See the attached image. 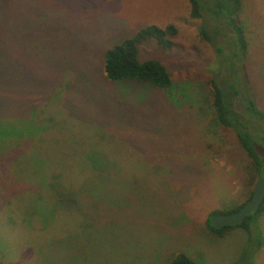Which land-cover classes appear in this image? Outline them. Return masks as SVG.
<instances>
[{
    "label": "rangeland",
    "instance_id": "1",
    "mask_svg": "<svg viewBox=\"0 0 264 264\" xmlns=\"http://www.w3.org/2000/svg\"><path fill=\"white\" fill-rule=\"evenodd\" d=\"M209 2L213 39L233 22ZM243 3L244 59L234 36L218 46L201 36L190 0H0V264H46L47 245L51 264H171L179 252L198 264H264V212L251 233L207 225L255 185L209 104L210 79L242 82L238 69L264 111V0ZM153 24L178 28L170 49L140 47L166 65L170 89L109 79L106 50ZM83 182L79 214L66 208L76 197L60 194Z\"/></svg>",
    "mask_w": 264,
    "mask_h": 264
},
{
    "label": "trees",
    "instance_id": "2",
    "mask_svg": "<svg viewBox=\"0 0 264 264\" xmlns=\"http://www.w3.org/2000/svg\"><path fill=\"white\" fill-rule=\"evenodd\" d=\"M190 3L192 16L201 19L202 21L201 26H203L201 27V36L203 38H206L208 41H210L211 44L213 43V46H218L219 44H216L217 41H220L221 43L226 42L225 40H223L222 36L228 35V40L232 39L234 36L235 43L237 45V53L241 51V58H246L249 39L246 35V28L242 19V12L244 10L243 0H214L215 12L217 14L221 16L225 12V10L229 12V17L217 16V18H223L224 22L227 21V19L232 20L231 22H233V27L229 28L228 32H225L226 28L217 31L215 35H213V39L206 33L207 30L214 29V27L217 25L212 20V17L209 14V11H212L209 9V0H190ZM237 14L238 19H236L235 21V16ZM217 28L220 27L217 26ZM223 31L225 33H223ZM177 33L178 28L173 24L164 26L153 24L140 29L133 36L124 39L120 43L106 50L104 56V70L106 72V76L109 79L115 81L137 80L140 82L152 84L159 88L170 89L173 80L166 65L162 61L155 58L142 59L140 57V47L145 41L156 39L161 46L170 49L174 45V36H176ZM238 61L239 60L237 59V63ZM237 63L235 64V67L237 66ZM235 76L242 77V82L238 79L234 80L233 82L232 76H230L229 73L221 77V79H210L212 90H210L211 99L209 101V104L214 112V122H216V124L220 127L232 130L238 143L246 151L248 157L250 158L251 165L253 166L251 169L253 171L251 172L249 177L251 180H253V182H248L247 185L251 186L252 184L256 185V182L259 179H263L264 163H262L257 147H259V145L264 146V131L262 132V134L257 133L254 123L264 125V111L256 105L255 101H253L252 98H249L248 91L246 90L247 87L245 85L246 81L244 74L242 72L240 73L239 70L236 69ZM236 107H239V109H236ZM17 155L18 154L16 153H12L11 159L16 160ZM91 179L92 178H88L89 181H91ZM84 185V182L78 183L77 188L72 187L71 189L67 190L69 193L66 192L60 194L64 202H67L66 199L68 197H71L70 200H72L74 196L76 197L74 198L73 204L66 206L68 210L71 208H75L77 211H79V214H81L82 209L79 204H85V202H83L82 200V197L84 196V194L82 193ZM254 187L250 191V196L248 197V199H246V201H244L239 206L228 211H213L207 220L209 229H211V231L214 233L222 234L225 229L234 226H225L223 228L217 229L212 224V216L216 213H228L239 210L252 196ZM78 197H80L82 202L78 199ZM39 209L38 220L39 222L43 223L47 220L49 215L40 217L39 214H43V211L41 210L43 209V206H40ZM45 209H47L49 213L51 212V208L45 207ZM45 209L44 212L46 211ZM34 211L36 210L32 208L30 214ZM263 212L264 201L256 212L248 215L238 226L244 227L247 231H249V233H251V230H257L258 218ZM252 225L253 228L251 227ZM261 243L262 240H260L258 246ZM49 248L50 246L47 245L46 249L49 251V255L46 257V259H48L49 261L46 264L58 263L57 250L55 249L54 251H50ZM171 264L198 263L196 260L189 257L186 253L179 252L173 257Z\"/></svg>",
    "mask_w": 264,
    "mask_h": 264
},
{
    "label": "water",
    "instance_id": "3",
    "mask_svg": "<svg viewBox=\"0 0 264 264\" xmlns=\"http://www.w3.org/2000/svg\"><path fill=\"white\" fill-rule=\"evenodd\" d=\"M264 201V180L259 179L250 199L237 211L228 213H216L212 216V224L220 229L225 226L239 225L244 219L256 212Z\"/></svg>",
    "mask_w": 264,
    "mask_h": 264
}]
</instances>
